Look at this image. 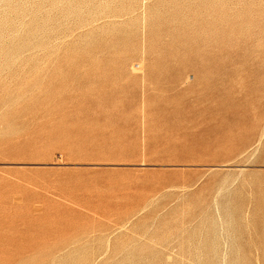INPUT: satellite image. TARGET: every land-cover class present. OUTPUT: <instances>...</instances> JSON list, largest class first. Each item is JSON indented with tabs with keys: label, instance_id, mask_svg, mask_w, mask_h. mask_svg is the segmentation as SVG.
Segmentation results:
<instances>
[{
	"label": "rangeland",
	"instance_id": "obj_1",
	"mask_svg": "<svg viewBox=\"0 0 264 264\" xmlns=\"http://www.w3.org/2000/svg\"><path fill=\"white\" fill-rule=\"evenodd\" d=\"M0 264H264V0H0Z\"/></svg>",
	"mask_w": 264,
	"mask_h": 264
}]
</instances>
